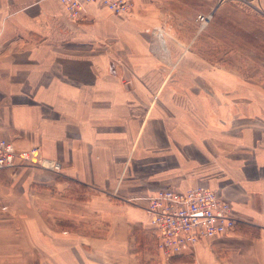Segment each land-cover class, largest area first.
Instances as JSON below:
<instances>
[{
	"label": "crops",
	"instance_id": "0c3cea01",
	"mask_svg": "<svg viewBox=\"0 0 264 264\" xmlns=\"http://www.w3.org/2000/svg\"><path fill=\"white\" fill-rule=\"evenodd\" d=\"M173 1L135 0L126 15L89 3L71 17L57 0H0V137L61 167L14 173L6 198L28 193L36 215L0 219V264H190L156 250L145 198L200 184L239 217L227 236L199 243L203 264H264V93L250 119L248 94L228 71L202 66L183 25L166 39L152 33L181 18ZM45 209L50 221L110 231L64 235Z\"/></svg>",
	"mask_w": 264,
	"mask_h": 264
},
{
	"label": "rangeland",
	"instance_id": "374dc122",
	"mask_svg": "<svg viewBox=\"0 0 264 264\" xmlns=\"http://www.w3.org/2000/svg\"><path fill=\"white\" fill-rule=\"evenodd\" d=\"M173 3L174 5L172 8L179 11L181 18L172 15V18L169 17L164 19L161 22L162 26L153 29L152 33L159 38L166 39L164 33L165 28L171 27V24H174V27L175 24L183 25L180 31H182L185 38L191 40L190 44L186 46L187 50L194 51L195 54L199 55L203 67L208 69L210 67L221 69L231 73V76L236 81V88L242 87L243 92L248 94L249 100L247 101V105H249V118L253 119L255 117L254 110L257 107L256 93L259 91L264 93V2H260V0H174ZM207 12H211L212 17L208 24L201 28L195 21L196 15ZM171 31L169 30L170 34L173 33ZM174 69H176V64L170 67L168 73H171ZM159 98L160 93L158 90L150 97L148 110L158 108ZM233 98V100H236V97ZM232 104L234 109L233 114L236 115L238 112L236 105L239 106L240 102L233 101ZM208 115L210 118L213 117L217 121L220 120V118L215 117L216 115L212 108H208L207 116ZM27 166L30 165H19L14 168L0 170V219L21 214L31 219L36 215L35 209L30 207L32 201L28 193L22 196L19 194L18 197H15V201L19 199L16 203L6 198L9 195L10 197L14 196L16 190L15 187L11 186L12 184H8L12 179H15L14 173ZM30 167H37L44 171H53L54 173L61 172V167H59L58 170L44 168L40 165ZM60 178L62 177L60 176ZM121 179L122 175L120 176V180ZM43 184L51 187L53 182L49 180L47 182L38 183L37 185ZM200 185L208 187L206 184ZM164 188L167 189L171 187ZM89 190L93 191L94 188H89ZM73 193L76 194L77 192ZM116 193L117 189L113 194ZM148 197L145 198L146 201ZM22 200L25 201L24 208L19 206V204L23 205ZM130 200L134 201L135 198ZM227 203L229 204L231 213L238 219L239 217L231 208V203L229 201H227ZM52 212L57 214V212ZM42 214L46 215V221L49 222L47 226H57L58 229L62 230V233L64 232V235L67 234L66 232H74L72 233L74 236L84 235L88 236L91 240L92 238H104L110 231L108 225H103L101 221L97 223L96 221L89 220L87 226H74L73 224L72 226L70 223H60L58 221L60 216H52L51 222L50 214L47 209H45V211L42 210ZM56 222L59 224L56 225ZM65 227L69 228L65 229ZM147 233L151 236L152 232L150 228ZM225 236L227 235H221L216 238H223ZM216 238L202 241H214ZM20 240L21 238H16V241L11 244H9V242L12 241L6 239L2 241L8 243L6 245H14L21 242ZM200 242H198L190 252L179 254V256L184 255L188 261H190V264H203L201 260L204 259V257L200 255L201 252L198 250ZM34 248H36L35 245Z\"/></svg>",
	"mask_w": 264,
	"mask_h": 264
},
{
	"label": "built area",
	"instance_id": "2783aa9c",
	"mask_svg": "<svg viewBox=\"0 0 264 264\" xmlns=\"http://www.w3.org/2000/svg\"><path fill=\"white\" fill-rule=\"evenodd\" d=\"M71 17L80 16L89 3H100L113 14L131 12L135 0H57ZM211 12L199 13L195 21L205 27ZM19 165H40L59 169L56 161L45 159L39 147L17 149L12 142L0 137V170ZM156 250L164 257L190 252L205 239L228 235L236 226V217L227 201L206 186L185 190L160 189L152 193L144 207Z\"/></svg>",
	"mask_w": 264,
	"mask_h": 264
}]
</instances>
